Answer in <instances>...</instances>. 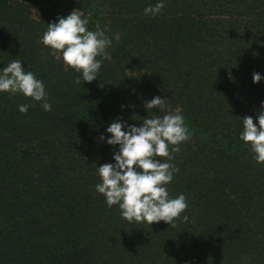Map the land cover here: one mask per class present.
<instances>
[{
  "label": "trees",
  "instance_id": "obj_1",
  "mask_svg": "<svg viewBox=\"0 0 264 264\" xmlns=\"http://www.w3.org/2000/svg\"><path fill=\"white\" fill-rule=\"evenodd\" d=\"M158 2L0 0V70L21 60L51 104L0 93V264H264V164L239 138L264 111V0H162L145 15ZM74 9L112 42L91 83L41 42ZM156 96L166 109L148 113ZM169 112L190 131L168 185L189 220L129 223L95 190L119 151L106 129Z\"/></svg>",
  "mask_w": 264,
  "mask_h": 264
},
{
  "label": "clouds",
  "instance_id": "obj_2",
  "mask_svg": "<svg viewBox=\"0 0 264 264\" xmlns=\"http://www.w3.org/2000/svg\"><path fill=\"white\" fill-rule=\"evenodd\" d=\"M164 7L161 0L155 6L146 7L144 12L155 17ZM89 19L80 9H74L67 17H57L56 22L47 24L41 42L50 49L49 55L62 58L66 67L81 73L82 80L91 83L98 78L103 59L110 58L107 49L112 42L103 31H90ZM261 79L260 73H253L254 83ZM75 83L80 84L81 79L78 77ZM0 93L23 94L35 102H42L45 111H51L44 83L33 72H26L19 59L0 70ZM28 108V104H23L19 111L27 113ZM145 108L148 113L152 109L164 111L166 98L156 96L145 103ZM261 108L264 109V102ZM242 121L243 131L239 138L250 145L256 162L264 164V111L258 113V125L251 116L243 117ZM106 131L111 134L107 144L119 146V151L113 154L115 163L98 167L101 183L95 185V190L104 195L107 206H118L122 218L129 223L150 226L163 221L175 228L181 217L187 222V197L180 194L172 198L168 190L174 174L179 172L172 163L174 154L180 152L181 143L190 139L183 115L169 112L163 116H148L139 127L113 121ZM99 139L103 141L105 136Z\"/></svg>",
  "mask_w": 264,
  "mask_h": 264
}]
</instances>
